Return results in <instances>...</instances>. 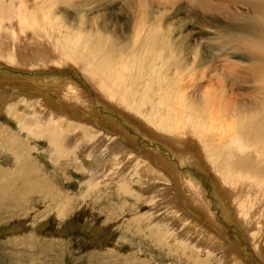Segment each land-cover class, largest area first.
<instances>
[{"label":"rangeland","instance_id":"obj_1","mask_svg":"<svg viewBox=\"0 0 264 264\" xmlns=\"http://www.w3.org/2000/svg\"><path fill=\"white\" fill-rule=\"evenodd\" d=\"M18 1L7 0V3H13L18 8ZM263 3L264 0H261L262 5ZM53 14L57 17L63 16L64 22H75V25L81 26L82 29L92 28L91 30L101 32V35L119 37L121 41L114 38L115 42L118 41L117 43L120 44L130 42L129 45H132V40L135 38L134 33L141 26L147 25L151 19L152 23L159 25L160 32L167 33L164 44L178 48L174 56L159 43L154 47L156 54H159L158 59L163 61V72L184 74L185 79L176 84L179 89L173 86H170V89L174 94L176 92L184 94L190 104L196 101L201 93L206 92L210 85L217 86L218 82L221 83L222 74L236 72L244 81V76L240 72L245 75L250 74L252 61L239 55L241 51L236 47L235 40L230 37L235 35L240 25L245 22L256 19L264 25V11L260 9L259 14L254 16L240 0H61L54 5ZM83 16L85 18H82ZM18 36L20 38L19 31ZM33 36L34 33L29 30L27 40L23 37L19 41L18 51L21 59L26 58L27 44L30 48L41 45L34 41ZM89 39L91 38H86L84 43ZM43 44V46L48 45L45 42ZM58 48V45H55V48L53 45L52 48L49 47L50 57L33 55L31 61L37 58L32 62L35 66L31 63L28 67L22 64L14 65L0 60V91H8L7 88L23 93L32 90L35 94H30L26 99L29 103L32 98L45 101L42 91L44 86L51 85L53 90H57L60 88V81H64V84L70 83L76 92L81 94L82 102L78 103L76 113L89 114L98 128L124 136L125 142L132 143L144 153L152 155L151 157L160 155L163 160L160 162L161 165L164 167L169 163L170 166L164 168L171 175L173 172L176 175L175 193L171 196L174 198L176 194L178 198L182 189L191 202L188 203L200 209V212L206 216L204 228L209 230L214 228L223 233L230 247H235L237 253H241L239 258L245 264H264L262 256L256 254L258 251L253 250L248 241H244L247 236L243 227L240 230L232 222H227L223 209L217 204L216 195L214 196L212 188L215 180L207 173L204 174L201 166L202 171L186 164L179 165L175 155L180 153L179 143H175L169 134L163 132L164 136L161 135L162 133L155 130L148 122H138L135 118L138 116L132 111L122 112L120 105L103 98L101 92L85 78L86 75L81 74L78 65L62 58ZM76 49L80 53H85L83 49L79 50L78 45ZM136 49L138 50V47ZM160 49L162 51L159 52ZM38 58L42 59L43 64ZM92 62L95 67L105 70H109L111 65L107 60L94 59ZM172 62H174L173 66L170 65ZM31 81L37 84L36 88L30 85ZM239 86L243 88L242 84ZM249 88L252 90L255 87L251 83ZM238 93L242 95L240 101L249 107L250 102L246 95L250 94H246L243 90ZM19 106L17 115L13 114L14 111L0 112V127L3 129L2 133L10 134L15 139L19 153L25 152L30 162L27 173L31 172V174L27 176L20 171L22 163L17 164L16 153H13L3 139H0V185L2 186L0 188L2 191H0V264L224 263L221 262L219 254L209 255L203 248L199 251L188 243L180 242L179 247L176 248L177 238L173 237V233L160 234L159 229L151 224V215L154 211L149 208L150 196L136 199L134 193L127 191L129 188L121 186L126 182L124 180H128L129 183L132 182L129 186L132 190L139 189L135 175L143 174L141 168L146 165L145 160L140 161L141 165L130 163L127 167L124 165L129 162L127 157L122 158L123 162H115L114 159L112 164L119 168L124 167L122 171L125 170V173L120 177L117 176L109 185L104 183L88 190L86 182L89 180L87 177L91 170H87L89 163L85 158H81L79 152L71 153L72 145L63 158L58 157L59 152L55 151L48 135L34 134L26 127L22 128L24 125L19 114L25 117H22L24 122L31 123L32 114L27 110L31 106H25L23 103ZM183 114L187 116L186 113ZM71 130L74 132L73 129ZM151 132L154 134L152 135ZM191 141L200 149L196 139L191 138ZM191 151L193 152V148ZM2 170H5L7 178L3 177ZM181 174L200 182V197L205 199H201L202 204L199 207L196 201H192L189 197L192 192L189 181L186 182L181 178L183 181L180 185ZM10 176L13 179L9 178ZM26 177L32 179V182ZM10 179L12 181L8 182ZM145 180L146 177H143L142 182ZM34 181L38 184L36 185ZM156 185L160 183L157 182ZM36 186L41 191H32L29 195H25L29 188L34 190ZM16 187L20 188L19 193L21 192L22 195L20 198H17L19 195L14 194V191L18 190ZM225 199L232 205L230 194ZM188 203L186 207L190 209ZM178 204L180 209L183 208L180 201ZM202 205L207 206L208 209L203 208ZM182 212L187 214L185 209H182ZM163 213H168L167 208L157 212L160 215ZM162 219L167 221L168 214Z\"/></svg>","mask_w":264,"mask_h":264},{"label":"bare ground","instance_id":"obj_2","mask_svg":"<svg viewBox=\"0 0 264 264\" xmlns=\"http://www.w3.org/2000/svg\"><path fill=\"white\" fill-rule=\"evenodd\" d=\"M60 1L19 0V7L16 8L13 3L8 4L7 0H0V60L28 67L35 59L37 60L35 57L31 61L33 55L51 56L49 47L52 48L53 45L55 48V45H58L62 58L78 65L81 74L86 75L85 78L101 92L103 98L120 105L122 112L132 111L138 116L135 117L138 122H148L155 130L161 132V135L163 132L169 134L175 143H179L180 153H175L179 165L186 164L196 167L197 170H201V166L204 174L207 173L215 180L212 189L227 222H232L240 230L243 227L247 236L244 241H248L253 250L258 251L256 254L261 255L260 257L264 260V25L256 19L245 22L240 25L235 35L230 37L235 40L236 47L241 51L239 55L252 61L250 74L245 75L240 72L244 76V81L236 72L222 74L221 83L218 82L217 86L210 85L206 92L201 93L197 100L190 104L184 94L181 92L174 94L170 89V86L177 88L176 84L185 79L184 74L163 72V61L158 59L159 54H156L155 45L159 43L174 56L178 48L164 44L167 33L160 32L158 24L152 23L150 19L147 25L141 26L134 33L132 45H129L130 42L122 43L124 44L122 45L117 43L118 41L115 42V36H112V39L107 35H101L99 31L91 30L92 26H89L90 30H85L86 28L82 29L81 26L77 27L75 22H64L65 18L61 15L55 16L53 8ZM240 1L246 4L254 16L259 14L260 9L264 11V3L262 5L261 0ZM44 4L47 6H43ZM29 30L35 35L34 41L41 45L33 47L31 44L32 48H30L27 44L26 58L21 59L18 44L23 37L27 40ZM88 37L91 39L84 43ZM44 42L48 45L43 46ZM77 45L79 50L83 49L85 53L77 51ZM136 46L139 54L135 50ZM94 59L107 60L111 64L109 70L95 67L92 62ZM39 61L43 64L41 58ZM170 65L173 66L174 62ZM251 83L255 87L252 90L249 88ZM240 84L243 88H240ZM30 85L35 88L37 86L34 81H31ZM42 89L45 101L32 98L29 103L26 99L30 94H35L32 90H25V93L8 88V91H0V112L14 111L13 114L17 115L21 103L31 106L27 109L32 114L31 123L24 122L23 114H19L22 116L19 117L24 125L22 128L26 127L34 134L48 135L55 151L59 152L60 158L67 154L72 145L71 153L79 152L81 158L84 157L89 163L87 170L91 171L87 177L89 180L86 182L88 190L104 183L109 185L117 176L120 177L125 173V170L122 171L124 167L119 168L112 164L114 159L116 162L127 157L129 162L124 164L127 167L130 163L141 165L140 161L145 160L146 165L141 168L143 174L135 175L139 189L132 190L129 187L132 182L129 183L128 180H124L126 182L121 186L129 188L127 191L134 193L136 199L150 196L149 208L154 211V213L151 212V224L157 230L159 229L160 234L173 233V237L177 238L176 248L179 247L180 242L188 243L196 250L203 248L209 255L219 254L221 262L226 264H245L239 258L241 253H237L235 247H230L223 233L214 228L213 230L204 228L206 216L200 212V209L188 203L190 200L184 195L182 189L178 198L176 194L174 198L171 196L175 193L176 175L174 172L171 175L164 168L167 165L170 166L169 163L164 167L161 165L160 162L163 160L160 155L151 157L152 155L144 153L132 143L125 142L124 136L98 128L89 114L76 113L78 103L82 102L81 94L77 93L70 83L64 84V81H60V88L57 90H53L51 85L44 86ZM240 90L250 94L246 95L249 98V107L240 101L242 99V95L238 93ZM2 130L0 127V139H3L5 145L16 153L17 164L22 163L20 171L28 176L29 173L31 174V172L27 173L30 162L25 152L19 153L15 139L10 134L2 133ZM191 138L197 140L200 149L191 141ZM174 142L173 144L176 145ZM107 165L113 166L104 168ZM2 174L7 178L5 170H2ZM181 175L180 185L183 180L189 181L192 188L189 197L192 201H196L199 207L203 198L200 197V182L188 175ZM29 177L32 178L30 175ZM143 177L147 179L144 182H142ZM9 178L13 179L12 176ZM11 179L8 182L12 181ZM30 180L32 182V179ZM8 182L6 181L5 184ZM157 182L160 185H156ZM13 184L15 186V181ZM37 187L34 190L29 188L25 195L38 191ZM0 188H2L1 185ZM19 190L20 188L14 191V194L19 195L17 198L22 197ZM227 193L231 196L232 205L225 199ZM179 201L183 205L181 209ZM187 203L190 209L186 207ZM202 207L208 209L207 206L202 205ZM165 208L168 213L157 214ZM182 209L187 210V214L183 213ZM167 214L168 220L164 221L162 217ZM192 216H194L193 219Z\"/></svg>","mask_w":264,"mask_h":264}]
</instances>
